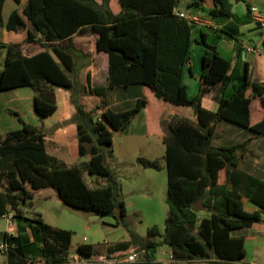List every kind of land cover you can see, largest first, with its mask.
Returning a JSON list of instances; mask_svg holds the SVG:
<instances>
[{
  "label": "trees",
  "instance_id": "trees-1",
  "mask_svg": "<svg viewBox=\"0 0 264 264\" xmlns=\"http://www.w3.org/2000/svg\"><path fill=\"white\" fill-rule=\"evenodd\" d=\"M7 1L0 0V27ZM13 1L23 5V0ZM100 1L27 0L23 15L15 10L6 24L9 32L27 31L30 52L24 51L22 44L0 43V49L7 51L0 91L32 88L39 119L57 112V88L74 89V36L87 29L95 36L93 57L105 53L109 63L108 86L89 89V94L103 98L116 88L139 87L144 91V97L130 109L117 111L105 105L101 121L94 120L97 111L88 112L76 102L73 120L79 153L81 157L91 155L86 169L90 176L106 181L102 188L91 189L80 168H68L51 157L42 129L21 120L22 129L0 135V220L14 212V220L27 224L34 238L30 243L22 234H4L8 264L72 263L73 233L46 224L41 216H26L36 191L53 189L70 208L114 217L116 226L125 223L126 205L110 164L113 137L114 132L125 131L142 111L147 114V134L164 137L169 210L165 233L156 227L149 230V237L162 240L149 239L140 250L154 252L167 246L175 264L213 259L241 263L247 256L246 234L264 233V181L247 177L246 186V176L238 171L241 156L254 138L222 148L214 147L213 139L220 122L264 138V120L251 124L254 105L260 102L264 106V84L252 80L247 68L240 86L227 96L233 64L203 34L198 41L205 49L200 91L189 98L184 74L190 64L193 31L191 23L176 13L180 0H118V14L113 0ZM190 5L210 9L217 17L233 14L230 0H190ZM215 90L216 113L203 108L204 98ZM138 163L143 168L162 170L160 160L139 158ZM243 196L260 211L247 212ZM201 200L204 211L198 213L194 205ZM38 249V256H33ZM77 254L82 259L91 258L93 247L81 245Z\"/></svg>",
  "mask_w": 264,
  "mask_h": 264
},
{
  "label": "crops",
  "instance_id": "crops-1",
  "mask_svg": "<svg viewBox=\"0 0 264 264\" xmlns=\"http://www.w3.org/2000/svg\"><path fill=\"white\" fill-rule=\"evenodd\" d=\"M9 1V0H8ZM8 1L4 5L3 11V24L0 27V43L9 45V44H22L23 50L27 52L29 45L27 44L28 33L26 37L21 38H12L10 39L11 34H18L15 32H9L6 29V24L8 20L5 22L4 14L5 8ZM237 2H241L242 0H236ZM116 6V13L121 12V7L118 0H113ZM231 4L233 5V14L230 17H217L212 14L210 9H197L190 5V0L186 3V8H181V0L180 6L176 10V13L180 16L188 17L187 19L192 25L193 31V42L191 45L190 50V64L185 70L184 74V84L187 86L188 96L189 98H195L200 91V77L202 75V59L204 56V47L201 46L198 41L201 40L203 34L206 35L207 41L209 44L216 46L219 49L221 56L227 60H229L233 64V82L228 87L226 93L227 96L233 94L234 89L242 83L246 70H249V76L252 80L264 84V30L254 22L253 15L249 13L242 14L237 11V4L235 5L231 0ZM15 11V10H14ZM13 11V12H14ZM12 12V13H13ZM11 13V14H12ZM10 18V16H9ZM90 29H87L86 32L80 33L74 36V39L78 35L86 34ZM94 35V33H93ZM242 36H259L257 41L251 40L252 45H246L244 42L241 41L240 37ZM94 41H95V36ZM93 41V43H94ZM248 48H261L262 52L258 55L255 54H248L246 49ZM78 55V54H77ZM76 55V59H77ZM105 58V63L103 65L99 64V59ZM91 60L92 65L89 67L90 72L86 76L87 85L89 89H95L94 87V69L105 70L107 74V70H109V63L108 62V55L105 53L99 54L96 58L93 57V44L91 50ZM97 66V68H96ZM4 66H0V74L2 73ZM78 71V65L76 67V72ZM108 80V75H106ZM99 88V87H98ZM140 90V89H139ZM0 92H9L15 93L16 95H12L11 100L20 103H25L26 109H28V113L31 116H34V119L39 120L41 119L37 116L35 112V92L32 88H19L13 89L8 91H0ZM141 96H138L137 100L144 97V91L141 89L139 91ZM218 91L215 90L212 93L208 94L203 100V108L207 111L216 113L218 111V104L215 100ZM57 95V104L58 110L57 112L47 118L46 121L49 122L51 119H55L53 123L60 124L59 127L53 130L52 134L49 135L47 131L43 129L46 134V147L48 154L60 161L61 163H66L65 159L67 157V153H69V148L72 145L70 143V139L73 133H78L77 125L70 124V120L72 119L73 115L67 114H60V103H59V96ZM119 104H116L118 107L122 102L117 99ZM137 102V101H136ZM99 107V106H98ZM116 110V108L114 109ZM105 111V110H104ZM103 111V112H104ZM118 111V110H117ZM103 114V113H102ZM25 115V114H24ZM103 117V115H102ZM141 118V120L139 119ZM139 119V121H137ZM24 121L27 124L25 116L21 114L18 110H14L13 108H2L0 111V135H6L9 132L17 131L23 128ZM264 120V106L258 102L253 107L252 112V126H255ZM138 122V123H136ZM50 123H45L44 126L48 127L51 126ZM135 124H138V129H132ZM65 125H69V128H65ZM43 126V127H44ZM38 129L39 126H35ZM114 132V131H113ZM121 132H114L113 137V158L112 160L116 161L117 165L121 167L122 175L118 171H114L116 174L119 188H120V196L121 199L125 202L126 210H127V217L130 215L129 203L126 201L124 197V190L127 189L126 196L130 199H136L139 197L134 198V196H139L140 193V186L143 184V181H140L138 184L124 182L123 176L129 175L139 178L140 171V164L138 163L139 158L141 157L139 153L140 150H145L149 153V156L145 158L148 160H160L162 165L161 171H156L154 169H147L145 168L148 177L151 179V189L147 190L150 196H152L153 192L157 195H162L167 192L168 194V170L165 162V155H166V145L164 142L163 136H149L147 134V114L145 111H142L137 117L133 120L131 125L122 132V136L125 139V146H117V136ZM49 138H48V137ZM253 142L249 145L248 151L241 156L240 165L238 171L244 174L246 177L245 181H243L244 185L248 186L249 182L247 177L254 178L256 180L264 181V138H257L255 137L254 133L250 130L241 129L231 123L228 122H220L216 125L215 128V135L213 139V146L216 148L222 147H230L233 145L243 144L249 139H253ZM146 140L148 142L146 145L143 143ZM152 140L153 142L152 147L150 148L149 141ZM142 142L140 145L138 142ZM70 145V146H69ZM74 145V157L75 160V167L80 168L83 171V175L85 178L86 183L91 189L102 188L106 185V181L97 177H92L88 173L85 162H81L82 158L79 153V143H73ZM128 145L129 149L128 150ZM133 148L136 149V153L134 156ZM77 151V153H76ZM79 156V157H77ZM91 159V157H90ZM76 161V162H75ZM114 166V165H113ZM112 166V167H113ZM142 172V171H141ZM143 174V173H140ZM137 178V179H138ZM133 180V179H132ZM136 181V179H134ZM244 186V187H246ZM43 189L40 191L34 192V198L32 201V207L26 210V216L28 214H35L36 216H41L43 221L46 224H49L53 227L71 231L69 228H62L58 224V220H53L54 222H48L45 218V212L42 207H39V202L44 201L45 203H50L53 201L59 202L58 194L56 193H47ZM242 201L245 206V210L250 213H254L260 211V208L252 203L246 196L242 197ZM59 204V203H58ZM5 222V228L0 229V246L4 243V234L19 236L24 235L26 241L33 243L34 238L32 233L29 231L26 224L18 222L17 220H13V222H9L7 220L1 219L0 222ZM72 232V231H71ZM101 233V227H97L94 229L93 234L99 236ZM246 252L248 257H253L254 259H258L260 254L264 253V233L263 232H255L251 231L246 234ZM85 243L82 245H90L93 247V259L98 260L102 257H110V258H118L124 255L131 254L134 251H139L141 244H135L131 239L124 240L122 242L116 244H108L104 243L102 247L97 249L95 246L97 240L88 241L87 238H84ZM167 247V246H166ZM168 248V247H167ZM73 249V248H72ZM78 250V249H77ZM77 250L73 255L77 254ZM156 250H154L151 261L158 264H172L170 262L171 257V250L168 248L167 255L165 257L157 258ZM261 259V257H260ZM245 260L242 262L244 263ZM238 263V264H242ZM8 264L7 257L6 263ZM254 264V263H253Z\"/></svg>",
  "mask_w": 264,
  "mask_h": 264
},
{
  "label": "rangeland",
  "instance_id": "rangeland-1",
  "mask_svg": "<svg viewBox=\"0 0 264 264\" xmlns=\"http://www.w3.org/2000/svg\"><path fill=\"white\" fill-rule=\"evenodd\" d=\"M100 1V0H99ZM236 6L237 11L242 14H247L250 12V5L247 2V0H242L241 2H237L236 0H231ZM101 2V1H100ZM188 0H181V8H186V3ZM27 4V0H23V5ZM23 5L17 6L13 0H9L6 8H5V14H4V20L5 22L9 19V16L14 10H18L23 15ZM254 5L259 9L262 16L264 17V0H254ZM1 33V32H0ZM27 31L21 30L18 34H11L10 39L12 38H21L26 37ZM93 32L90 29L86 34L84 35H78L74 39V45H75V54L77 55V65H78V71L76 72L77 77H73V88L72 90H66V89H56V92L59 96V103H60V114H71L72 119L70 120V124L76 125L73 118L75 117L77 113L76 109V102H79L86 111H97L94 115L95 121H101L103 120L102 113L106 109V107H110L112 109L118 110V111H124L127 109L132 108L137 101L138 96H141V88L139 87H133L130 89H124V88H116L110 90L105 97L101 98L96 95L89 94L88 85L86 76L88 73H92L89 70V67L92 65L91 60V50H92V44L94 41ZM259 36H242L240 37L241 41L244 42L246 45H252L251 40L257 41V38ZM29 49V48H28ZM30 52V50H27ZM7 58V51L4 49H0V66H4L5 61ZM105 58L99 59V64L103 65L105 63ZM108 63V62H107ZM97 68V66H96ZM94 87H107L108 86V80L106 78V75H108L109 70H107V74L105 70H98L94 69ZM140 89V90H139ZM12 95H16L15 93H9V92H0V111L2 108H13L14 110H18L23 116H25L27 122H29L33 126H39L42 130L48 132L49 135L52 134L53 130L60 126L58 123H53L55 119H51L46 121L47 119H41V122L39 120L34 119V116L29 115L28 109H26L25 103H18L11 100ZM117 99H119L122 103L116 107V104H119L117 102ZM107 105V106H105ZM98 106H101L102 109L98 110ZM25 114V115H24ZM141 120V118H139ZM139 119L137 121H139ZM45 123H50L52 125L45 127ZM138 123V122H136ZM138 124H135V126L132 129L137 130ZM234 125V124H233ZM44 126V127H43ZM236 126V125H235ZM65 128H69V125H65ZM238 127V126H237ZM48 137V136H47ZM49 138V137H48ZM117 146H125V139L122 136V132L118 134L117 136ZM152 140L149 141L150 148L153 145ZM70 143L72 144L69 148V153H67V157L65 159L64 166L68 168H73L75 166L74 160V145L73 143L78 144L79 143V137L78 133H73L70 139ZM140 145L142 142H138ZM145 145L148 143L146 140L143 142ZM128 146V145H126ZM128 150L129 146H128ZM134 152V156L136 153V149H132ZM77 153V151H76ZM141 157L149 156L147 151L140 150L139 153ZM79 157V156H77ZM91 155H87L85 157H82L81 162H85L86 164L89 163ZM76 162V161H75ZM111 168L115 171H118L121 175L122 169L119 167L116 163V161L111 159ZM114 165V166H113ZM113 166V167H112ZM142 171V172H141ZM143 173V174H140ZM139 174V178L137 179L134 176L124 175L123 181L131 183L138 184L140 181H143V184L140 186L139 190V196H134L136 199H130L126 196V193L128 192L127 189L124 190V197L126 201L129 203L130 209V215L126 218V221L124 224H121L119 226L117 225V219L114 217H102L97 213L94 212H88L83 210H76L73 208L68 207L65 205L60 198L59 204L56 201L45 203L44 201H40L39 207H42L45 212V218L48 222H54L53 220H58L59 226L62 228H69L71 229L73 233V240H72V250L73 254L75 251L85 243L84 238H87L88 241H94L97 240L96 247L99 249L104 245V243L108 244H116L119 242H122L127 239H131L132 241H135V244H142L145 243L147 240L151 239L152 241L160 242L162 239L160 237L157 238H151L149 237V230L152 228H157L160 233H165L166 228V221L168 217V204H167V197L168 194L165 192V194L157 195L155 191L153 192L152 196L149 195L147 190L151 189V179L148 177L145 168H143L140 165V171L137 173ZM96 177V176H92ZM133 179V180H132ZM136 179V181H134ZM132 181V182H131ZM229 190H232L231 186H229ZM47 193H56L55 190L48 188V190H45ZM201 215H204L201 213ZM29 219H33L36 217L35 214H28L27 216ZM27 225V224H26ZM101 227V233L99 236H96L93 234V231L95 228ZM5 228V222H0V229ZM30 232L31 229L28 228ZM1 242V240H0ZM168 248L166 246H160L156 249V255L157 258L165 257L167 255ZM39 254V249L35 250L33 252V256L37 257ZM155 255V256H156ZM261 257V259H260ZM258 259H254L253 257H248L245 262L242 264H264V253L260 254ZM93 259V256L91 258H83L84 261H90ZM6 263V256L0 252V264ZM72 264V263H71ZM158 264V263H155ZM180 264H226V263H220L217 262L216 259L210 260V261H195L190 263H180Z\"/></svg>",
  "mask_w": 264,
  "mask_h": 264
},
{
  "label": "built area",
  "instance_id": "built-area-1",
  "mask_svg": "<svg viewBox=\"0 0 264 264\" xmlns=\"http://www.w3.org/2000/svg\"><path fill=\"white\" fill-rule=\"evenodd\" d=\"M247 2L250 5V13L253 15L254 22L258 24L263 30H264V17L262 16L259 9L254 5V0H247ZM185 19H189L188 17L184 16ZM248 54H255L258 55L262 52L261 48H248L246 49ZM3 220H7L9 222H13L14 220V212L10 211L9 213L3 215ZM8 250V246L6 243H3L0 246V252L2 254H5ZM153 252L148 250H139L134 251L131 254L124 255L122 257L118 258H110V257H102L98 260H90V261H84L78 254L72 255L71 260L72 264H140V263H146L148 261H151V256ZM170 262L172 264H175L172 255L170 257Z\"/></svg>",
  "mask_w": 264,
  "mask_h": 264
},
{
  "label": "water",
  "instance_id": "water-1",
  "mask_svg": "<svg viewBox=\"0 0 264 264\" xmlns=\"http://www.w3.org/2000/svg\"><path fill=\"white\" fill-rule=\"evenodd\" d=\"M203 201H204V200L198 201V202L194 205V210H195L196 212L199 213V212L204 211Z\"/></svg>",
  "mask_w": 264,
  "mask_h": 264
}]
</instances>
